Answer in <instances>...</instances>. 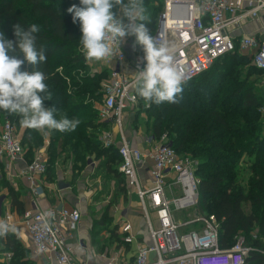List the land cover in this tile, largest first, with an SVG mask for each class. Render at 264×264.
Instances as JSON below:
<instances>
[{"label":"trees","instance_id":"trees-1","mask_svg":"<svg viewBox=\"0 0 264 264\" xmlns=\"http://www.w3.org/2000/svg\"><path fill=\"white\" fill-rule=\"evenodd\" d=\"M73 5L81 6L80 0H0V31L7 39L16 41L14 26L17 24L27 29L35 23L40 28L36 34L37 50L44 48L47 63L34 66L25 62L21 70L31 73L39 69L46 74L45 83L52 99L44 100V106L56 109L57 120L67 117L80 121L74 131L49 130L44 174L48 180L53 176V162L60 154L66 155L72 169L84 163L88 156L96 159L99 155L108 156L105 167H109L114 153L119 158L118 164L121 161L117 149L101 144L100 135L109 127L99 120L94 103L100 101L101 82L108 75L107 71L80 74L86 72L87 61L81 51L79 21L73 23V14L67 11ZM143 7L147 17L144 23L152 35L163 2L143 0ZM234 42L233 52L217 58L209 69L182 83L179 103L148 106L149 102L137 93L134 107L146 105L144 111L151 122L152 138L167 134L175 152L195 162V175L199 179L198 205L201 214L215 216L219 247L232 246L234 237L241 234L245 245L252 248L245 264H264V121L259 114L264 102V88L260 85L264 71L251 63L248 71L243 68L233 72L229 67L212 70L222 58L242 59L236 53L239 50L237 39ZM137 45L135 54L144 55L142 46ZM18 58L23 59L22 54H18ZM251 75L258 79V89L249 82ZM1 116L14 118L15 126H20L17 114L0 110ZM21 143L29 162L42 146L43 136L36 129L24 128ZM241 165L248 173L246 178L241 177ZM1 183L8 189L11 209L22 214L18 195L4 178ZM189 228L197 226L192 224ZM0 241L12 253L9 260L1 264H33L24 258L25 249L15 247V236L7 234Z\"/></svg>","mask_w":264,"mask_h":264},{"label":"built area","instance_id":"built-area-1","mask_svg":"<svg viewBox=\"0 0 264 264\" xmlns=\"http://www.w3.org/2000/svg\"><path fill=\"white\" fill-rule=\"evenodd\" d=\"M264 16V0H163L153 37L172 51L176 67L183 72V83L190 81L214 61L238 48L245 51L251 64L264 71V25L257 34H235L244 20ZM120 55L102 60L115 63L101 82L102 96L95 108L98 118L109 127L100 135L104 147L117 145L120 156L119 172L126 185L134 187L145 218L148 244L136 241L132 225L123 222L120 235L132 248L131 264H245L251 247L238 234L227 248L218 244V222L213 214L195 213L188 220L178 221L174 212L194 210L198 206L199 179L195 162L179 156L169 145L167 134L147 139V150L133 147L121 131L124 115L137 104L133 83L138 71L146 66L144 55L135 54L130 60L121 48ZM115 47V45H114ZM260 85L264 88V74ZM264 121V102L259 107ZM47 129L38 130L48 144ZM25 150L10 119L0 125V160L4 170L15 169ZM148 187L141 185L138 169L148 160ZM46 172V150H38L21 171L28 183L30 208L21 215L34 255L46 264H77L76 247L70 241L81 221V211L72 206L42 208L39 199L44 192L42 178ZM168 174H171L167 178ZM50 213V215H49ZM154 214L157 227L150 218ZM196 224L197 228L188 227ZM253 237H256L253 234ZM264 252V251H262ZM8 256V255H7ZM6 256V257H7ZM10 256H8L9 258ZM7 258V259H8ZM104 264H118L116 256L105 257Z\"/></svg>","mask_w":264,"mask_h":264},{"label":"clouds","instance_id":"clouds-1","mask_svg":"<svg viewBox=\"0 0 264 264\" xmlns=\"http://www.w3.org/2000/svg\"><path fill=\"white\" fill-rule=\"evenodd\" d=\"M81 6L68 8L73 23L79 21L80 44L86 61H102L120 55V44L128 36H134L142 46L146 66L138 71L133 87L148 103H179L184 74L174 63L172 51L150 34L143 0H80ZM119 8L127 23L117 17ZM40 28L33 23L25 29L14 26L16 41L7 39L0 31V110L20 117V125L28 129L57 130L61 133L74 131L80 121L67 117L57 120L55 108H46L44 100L52 94L45 83L46 74L39 69L31 73L22 71V65L47 63L43 49L37 50V33ZM115 45V47H114ZM18 49V52H17ZM22 54L23 59L18 58ZM50 215V213H49ZM15 228L0 220V236Z\"/></svg>","mask_w":264,"mask_h":264},{"label":"rangeland","instance_id":"rangeland-1","mask_svg":"<svg viewBox=\"0 0 264 264\" xmlns=\"http://www.w3.org/2000/svg\"><path fill=\"white\" fill-rule=\"evenodd\" d=\"M150 1L153 2V0ZM160 1L163 2V0ZM115 12L118 18L124 20L125 23L128 22L127 18L123 17L119 8H116ZM124 41L127 44L132 43L138 46L134 36L126 37ZM236 53L242 59L236 60L238 57L236 59L230 57L222 58L216 62L212 70L216 72L218 67H229L233 72L243 68L248 71L251 66L250 56L241 49L237 50ZM96 66L97 63L91 61L88 64L86 72L83 71L80 74L92 75ZM57 70L62 72L61 68ZM249 82L255 85L257 89L259 88L256 76L251 75ZM96 103L98 102L95 101L94 105ZM145 106H138V108L132 107L127 110L121 127L125 138L127 136L140 140L152 138L151 122L148 120L147 114L144 111ZM6 119L10 118L1 116L0 125ZM10 120L15 125L14 118ZM116 144L112 148L117 149ZM107 158L108 156L102 155H99L97 159L88 156L85 158L84 163L78 164L72 169L70 160L66 155L60 154L59 158L53 162L54 171H51L53 176H51L50 180L54 183L60 181L68 184L69 187L65 189L67 191L63 192L67 193V202L69 205L78 207L82 213L81 226H83L82 228H84V232L86 233L85 237L88 240H84L83 242L91 246L93 255H97L98 257H102L103 255L116 256V262L122 264L126 261V256L129 252L131 258L132 252L130 247H127L124 243L122 244V238L119 233L121 224L123 222H129L133 229H135L134 231L137 234L136 239L139 242H148V232L145 218L139 206L137 196L135 195L136 190L134 187L126 185L118 170L119 158L114 153V157L111 158L109 163L111 170L108 169L109 167H105ZM240 167L241 177L246 178L248 173L245 167L243 165ZM188 212L186 215L180 212H174V216L176 219L186 220L189 217L192 218L193 212L202 213L199 205L194 210H189ZM150 218L153 226L157 227L155 215L150 214ZM133 219L138 220L139 224L134 225Z\"/></svg>","mask_w":264,"mask_h":264},{"label":"crops","instance_id":"crops-1","mask_svg":"<svg viewBox=\"0 0 264 264\" xmlns=\"http://www.w3.org/2000/svg\"><path fill=\"white\" fill-rule=\"evenodd\" d=\"M262 25H264V16L260 17L258 20L246 19L241 24H239L237 28H235L236 30L234 31V33L235 34H247V35L257 34V33H260ZM121 48L126 52L127 59L130 60L133 55V49L135 48V45L132 43L127 44L123 40V45H121ZM94 62L97 63V66L93 72L100 73L103 71H107L106 72L107 75H109L110 73V67L115 66V63L106 64L103 61H94ZM88 64H89V61L86 62L87 69H88ZM103 80L104 79H102V81ZM16 128H17V134L22 141L23 134H24V127L20 125L19 127H16ZM46 131L48 134V140H50V134H49L50 132L48 129ZM126 139L131 145H133V147L139 148L140 150L148 149L146 140L132 138L131 136H127ZM48 145H49V142L48 144H46L43 138V144L40 147V149L44 147L45 150L47 151ZM27 160L28 159H26V156H23V159H18L15 164V169H12L11 172H6L4 170L3 162L0 160V220H4L6 223H8L9 225L15 228V232L10 231L7 234H10L11 236H15V247L17 249L23 248L26 250V256L24 258L29 259L31 262H33V264H43L44 260L36 257L34 253L32 252L30 240L22 224V220H21L22 214L18 213L16 210L13 211L11 209L10 207L11 201L7 195L8 189L7 187H4V185H2L1 183L2 178H4L7 186H10L15 191V193L18 195V198L22 204L23 211L28 210L30 208V194L28 191V183L26 179L23 176H21V171L25 168V164ZM151 163H152L151 160L148 159L142 165V167L138 169V178H139L141 185L144 187L149 186L148 178H149V167L151 166ZM170 176L171 174H168L167 178ZM42 184L44 187V192L39 199V204L42 208L70 206L69 203L67 202V193L63 192L67 190H65L66 188L59 189L57 186L58 181L55 183L53 181L51 182L50 180L46 178V176H44L42 178ZM72 207H76V206H72ZM181 213H184V211H182ZM81 218H82V215H81ZM133 221H134V225L139 224L138 220L133 219ZM82 227L83 226H81V221H80L77 230L74 232V235H73L74 237L70 241L73 245L74 244L78 245L75 251L77 264H104L106 260L105 257H108V256L103 255L102 257L100 256L98 257L97 255L96 256L93 255V253L91 252V246L86 244V242H83L84 240L85 241H88V240L85 237L86 233L84 232V228ZM134 230L135 229H133L134 234L137 235ZM6 235L0 236V238L5 237ZM136 241L141 244L149 243V239L147 243L143 241L139 242L137 239ZM131 252H132V248H131ZM11 254L12 253L9 250H6L4 247V244L1 243L0 241V264L7 262L9 258L11 257ZM7 255L10 256L8 259L6 258ZM129 255H130V252L126 256L127 257L126 261L123 262L122 264L132 263V257L130 258Z\"/></svg>","mask_w":264,"mask_h":264},{"label":"water","instance_id":"water-1","mask_svg":"<svg viewBox=\"0 0 264 264\" xmlns=\"http://www.w3.org/2000/svg\"><path fill=\"white\" fill-rule=\"evenodd\" d=\"M169 145H170V143H169ZM57 186H58L59 189H65V188L69 187L68 184H65V183H62V182L58 183ZM43 264H46V262H43Z\"/></svg>","mask_w":264,"mask_h":264},{"label":"bare ground","instance_id":"bare-ground-1","mask_svg":"<svg viewBox=\"0 0 264 264\" xmlns=\"http://www.w3.org/2000/svg\"><path fill=\"white\" fill-rule=\"evenodd\" d=\"M188 211H189V210H185L184 213H181V212H180V213L183 214V215H184V214L186 215L187 213H189ZM192 214L195 215L194 212H193ZM189 216H191V215H189ZM192 217H193V216H192ZM189 218H190V217H189ZM189 218H188V219H189ZM177 219H178V218H177ZM188 219H186V220H188ZM178 221H182V220L178 219Z\"/></svg>","mask_w":264,"mask_h":264}]
</instances>
